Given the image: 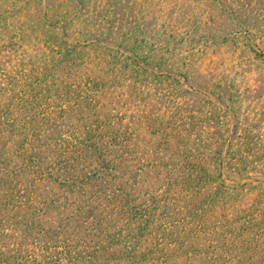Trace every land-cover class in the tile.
Masks as SVG:
<instances>
[{
    "label": "trees",
    "instance_id": "16d2710c",
    "mask_svg": "<svg viewBox=\"0 0 264 264\" xmlns=\"http://www.w3.org/2000/svg\"><path fill=\"white\" fill-rule=\"evenodd\" d=\"M217 8L0 0V264H264L227 44L257 24Z\"/></svg>",
    "mask_w": 264,
    "mask_h": 264
},
{
    "label": "rangeland",
    "instance_id": "374dc122",
    "mask_svg": "<svg viewBox=\"0 0 264 264\" xmlns=\"http://www.w3.org/2000/svg\"><path fill=\"white\" fill-rule=\"evenodd\" d=\"M227 10L237 9L244 15L247 11L252 21L257 24L255 31L250 32L246 27L237 25L232 37L227 41L228 49L237 57V84L231 87L230 94L234 99L231 114L238 119V135L248 136L252 140L251 149L254 153H264V2L261 0H222ZM228 11L222 12L217 8L214 22L208 23L209 28H220V31L231 25ZM219 15V17H218ZM228 16V17H227ZM241 19V18H240ZM220 20V21H219ZM222 50H221V49ZM226 49L219 47V52ZM211 54V53H210ZM216 55V54H214ZM254 56L257 60H254ZM250 72L247 80L240 82L243 75ZM222 114H227L221 111ZM230 130V135L234 133Z\"/></svg>",
    "mask_w": 264,
    "mask_h": 264
}]
</instances>
